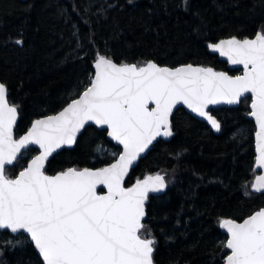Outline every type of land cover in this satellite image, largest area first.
<instances>
[{
	"label": "snow or ice",
	"instance_id": "6c2138e0",
	"mask_svg": "<svg viewBox=\"0 0 264 264\" xmlns=\"http://www.w3.org/2000/svg\"><path fill=\"white\" fill-rule=\"evenodd\" d=\"M126 3L135 5L136 0ZM86 5L74 3L71 11H58L70 29L71 51L64 62L91 60L66 90L58 111L35 104L34 118L18 133L24 105L11 98L9 82L0 79V264H158L161 239L175 243L186 235L180 231L187 227L183 204L172 232L161 227L158 235L149 212L151 200L176 183V169L134 179L133 173L146 153L176 137L178 115L185 127L206 122L209 132L223 133V121L213 112L223 111L222 105L236 106V112L243 106L255 122L254 168L264 170V22L253 38L213 40L207 18L196 13L200 23L193 28L195 38L233 66L217 70L180 59L169 62L167 56L159 59L158 50L138 56L117 53L108 40L101 45L96 37L109 10L120 7L118 0H86ZM172 7L193 11L190 0H175ZM160 8L170 14L169 0H161ZM154 12L149 8L148 20L141 17L145 32L152 31L148 21ZM121 34L117 24L111 39ZM9 43L23 50L24 31L18 29ZM89 131L111 144L110 159L101 158L106 149H97L101 156L90 166H66L50 174L56 157L75 151ZM186 151L169 155L180 161ZM243 187L246 197L264 199V171ZM195 211L197 216L208 214ZM215 219L224 233L210 253L219 255L215 264H264V204L240 219Z\"/></svg>",
	"mask_w": 264,
	"mask_h": 264
},
{
	"label": "trees",
	"instance_id": "16d2710c",
	"mask_svg": "<svg viewBox=\"0 0 264 264\" xmlns=\"http://www.w3.org/2000/svg\"><path fill=\"white\" fill-rule=\"evenodd\" d=\"M97 2L103 3L104 0ZM118 2L120 7L109 10L110 18L106 24L97 27L96 39L101 45L108 40L117 53L137 56L158 50L159 59L167 56L169 62L180 59L213 66L217 70L230 67L218 55L206 51V46L195 38L193 28L200 23L196 13L207 18L213 40L229 35L253 38L260 23L264 22V0H190L191 13L182 8L175 9L172 7L175 0H169L170 14L161 10V0H136L135 5H128L126 0ZM74 3L87 6L86 0H0V79L9 82L11 98L24 105L18 133L23 132L25 125L34 118L35 104L49 112L58 111L66 90L91 63L90 59L87 64L84 60L74 59L64 62V57L71 51L70 29L58 11L60 8L71 11L70 6ZM149 8H155L148 21L152 31L145 32L140 21L141 17L148 20ZM72 19L79 20L75 13H72ZM117 24L122 34L112 40V28ZM18 29H22L26 37L23 50L9 43V37L14 38ZM222 109L213 112L223 121V133L219 134L209 132L205 123L185 127L179 122L181 116L178 115L176 137L170 143L152 148L138 162L133 173L134 179L159 169H166L169 173L176 169V183L170 184L160 199L151 200L149 212L154 216L151 223L156 226L158 235L161 227L172 232L175 214L183 204L186 210L183 220L187 227L180 231L186 235L180 236L175 243L161 239L158 264H215L219 255L213 258L210 253L224 238L215 217L240 219L264 204V199L246 197L243 187L258 174L254 168L255 124L244 114L243 106L239 112L232 111L233 108ZM241 132L243 138H240ZM233 135L237 137L235 140ZM180 148L187 151L183 159L177 161L169 153ZM97 149L107 151L101 156ZM110 151L111 144L104 143V138L98 140L96 133L89 131L75 151L56 157L49 173L66 166H90L98 156L110 159ZM210 180L213 182L209 183ZM186 196L188 200H185ZM195 209L206 210L208 214L197 216ZM165 215L168 220L163 219Z\"/></svg>",
	"mask_w": 264,
	"mask_h": 264
},
{
	"label": "water",
	"instance_id": "95a60500",
	"mask_svg": "<svg viewBox=\"0 0 264 264\" xmlns=\"http://www.w3.org/2000/svg\"><path fill=\"white\" fill-rule=\"evenodd\" d=\"M216 55H218V54H216ZM219 58H220L221 61H224L223 58H221V57H219ZM224 62H226V61H224ZM229 67L232 68L233 66L229 65ZM237 67H239V66H237ZM218 107L231 109V108H235L236 106L222 105V106H218ZM185 111H187V110H185ZM248 119L254 122V120L251 117H248ZM204 123L206 124V122H204ZM254 124H255V122H254ZM215 134H219V133H215ZM148 154L149 153H146L145 156H147ZM255 170H256L257 173H261L262 171H264V170H260V169H256V168H255ZM152 195H157V194H152ZM159 195L162 196L164 194H159Z\"/></svg>",
	"mask_w": 264,
	"mask_h": 264
}]
</instances>
